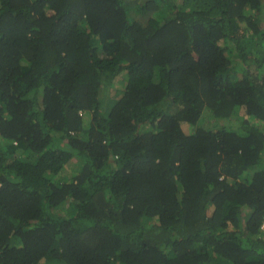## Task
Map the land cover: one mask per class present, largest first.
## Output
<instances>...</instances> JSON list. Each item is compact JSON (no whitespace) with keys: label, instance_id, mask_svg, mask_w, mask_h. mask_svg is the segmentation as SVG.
I'll list each match as a JSON object with an SVG mask.
<instances>
[{"label":"trees","instance_id":"16d2710c","mask_svg":"<svg viewBox=\"0 0 264 264\" xmlns=\"http://www.w3.org/2000/svg\"><path fill=\"white\" fill-rule=\"evenodd\" d=\"M263 213L264 0H0V264H264Z\"/></svg>","mask_w":264,"mask_h":264},{"label":"rangeland","instance_id":"374dc122","mask_svg":"<svg viewBox=\"0 0 264 264\" xmlns=\"http://www.w3.org/2000/svg\"><path fill=\"white\" fill-rule=\"evenodd\" d=\"M126 77V72L120 73L112 79V85H110L109 89H105L104 91H102L101 96L104 99V107L107 108L112 105L113 100L116 98L117 90H119V88L122 89L124 87ZM83 120L85 122L84 125L88 126V123L91 120V116L89 114H86ZM78 168L79 166L77 164L66 168L63 172V176L70 177Z\"/></svg>","mask_w":264,"mask_h":264},{"label":"built area","instance_id":"2783aa9c","mask_svg":"<svg viewBox=\"0 0 264 264\" xmlns=\"http://www.w3.org/2000/svg\"><path fill=\"white\" fill-rule=\"evenodd\" d=\"M262 218H263V221H262V223L260 224V229H261V231H262V233H263V235H264V213H263Z\"/></svg>","mask_w":264,"mask_h":264},{"label":"clouds","instance_id":"9594fccd","mask_svg":"<svg viewBox=\"0 0 264 264\" xmlns=\"http://www.w3.org/2000/svg\"><path fill=\"white\" fill-rule=\"evenodd\" d=\"M262 221H263V218H261L260 224L262 223ZM259 230H260V233L263 235V233H262V231H261V229H260V225H259ZM263 236H264V235H263Z\"/></svg>","mask_w":264,"mask_h":264}]
</instances>
